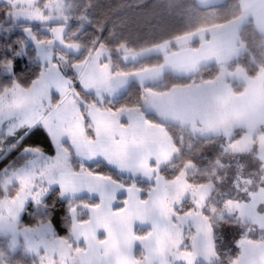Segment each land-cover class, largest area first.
Here are the masks:
<instances>
[{
  "label": "snow or ice",
  "instance_id": "1",
  "mask_svg": "<svg viewBox=\"0 0 264 264\" xmlns=\"http://www.w3.org/2000/svg\"><path fill=\"white\" fill-rule=\"evenodd\" d=\"M197 2L132 47L90 3L0 0V33L24 34L0 57V162L19 149L0 168V264H264V0ZM22 57L38 62L27 80ZM37 130L49 150L25 144ZM193 141L217 149L203 166Z\"/></svg>",
  "mask_w": 264,
  "mask_h": 264
},
{
  "label": "trees",
  "instance_id": "2",
  "mask_svg": "<svg viewBox=\"0 0 264 264\" xmlns=\"http://www.w3.org/2000/svg\"><path fill=\"white\" fill-rule=\"evenodd\" d=\"M80 7L83 8L86 4H91L88 9L89 15L94 22L102 21L104 24L103 36L108 37L110 32H115L118 37L122 36L129 42V46L136 47L138 42L152 38L162 28L171 31L182 28L184 18L189 10H202L196 0H78ZM3 5L0 4V7ZM0 19H3V14L0 13ZM95 28L88 27L87 34L83 37L88 39V35L95 32ZM251 32V29H249ZM23 33L19 28L14 29L4 38V34L0 33V57L4 55L3 48L11 44L13 47H18L15 41L18 37H23ZM251 40V36H249ZM34 47L29 45V54L35 56ZM242 63H247V60H242ZM38 71V62L34 59L22 57L16 62V72L21 79L27 80ZM133 94L138 89L133 87ZM25 144H40L46 150L50 149L47 138L42 130L35 131L26 141ZM217 149L214 146H202L196 141H193L191 150L185 146L186 158H191L196 164L203 166L207 160L215 156ZM19 149L12 152L6 160L0 162L2 168L9 161L17 158ZM54 154V153H50ZM179 163V162H178ZM97 171H108L107 167L101 166ZM171 175V173H168ZM146 187V185H145ZM223 190H227L226 186ZM49 211L52 213V218L56 224L57 231L60 235L66 234V228L62 224V218L65 213L66 202L59 198L58 190H53L45 199ZM26 214L22 216V224L25 226H34L38 217L33 216L31 206H28ZM217 244L222 250L226 248H235L234 241L239 239V230L229 224L221 223L216 229ZM232 241L231 246H226L225 243Z\"/></svg>",
  "mask_w": 264,
  "mask_h": 264
},
{
  "label": "rangeland",
  "instance_id": "3",
  "mask_svg": "<svg viewBox=\"0 0 264 264\" xmlns=\"http://www.w3.org/2000/svg\"><path fill=\"white\" fill-rule=\"evenodd\" d=\"M76 2H77V4L80 6L78 0H76ZM33 27L36 28L37 26L34 25ZM30 45H31V44H30ZM33 47H34V46H33ZM53 190H58V188H54ZM53 190H52V191H53ZM52 191H50L49 194H50ZM49 194H47V196H48ZM47 196H46V197H47ZM46 197H45V199H46ZM29 206H31V209H32V213H31V214H32L33 216H37V215H36L35 206H34V205H29ZM25 214H26L27 216L30 215V213H28L27 211H26L23 215H25ZM232 244H233V243H232V241H230V240H228V241L225 243V245H226L227 247H228V246H231ZM233 245H235V244H233Z\"/></svg>",
  "mask_w": 264,
  "mask_h": 264
},
{
  "label": "crops",
  "instance_id": "4",
  "mask_svg": "<svg viewBox=\"0 0 264 264\" xmlns=\"http://www.w3.org/2000/svg\"><path fill=\"white\" fill-rule=\"evenodd\" d=\"M196 2H197V0H196ZM197 5L201 8V6L198 4V2H197ZM121 198H123V197H121Z\"/></svg>",
  "mask_w": 264,
  "mask_h": 264
}]
</instances>
